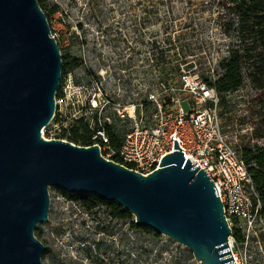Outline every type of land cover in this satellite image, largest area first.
Here are the masks:
<instances>
[{"label":"water","instance_id":"95a60500","mask_svg":"<svg viewBox=\"0 0 264 264\" xmlns=\"http://www.w3.org/2000/svg\"><path fill=\"white\" fill-rule=\"evenodd\" d=\"M61 75L37 0H0V264H42L45 246L33 232L48 219L49 187L115 202L135 226L186 246L197 264H234L216 186L175 138V150L142 174L106 159L97 144L42 137Z\"/></svg>","mask_w":264,"mask_h":264},{"label":"rangeland","instance_id":"374dc122","mask_svg":"<svg viewBox=\"0 0 264 264\" xmlns=\"http://www.w3.org/2000/svg\"><path fill=\"white\" fill-rule=\"evenodd\" d=\"M42 6L60 54L78 61L69 68L74 82L81 73L97 74L115 101H144L146 118L153 111L145 104L148 95L161 93L158 80L168 81L162 97H180L181 69L211 80L237 44L220 23L219 0H44ZM252 97L245 85L221 103L222 130L238 152L264 145L248 111ZM180 105L185 111L191 107L182 97ZM60 191L48 188V219L33 232L45 246L42 264H197L186 246L132 225L133 215L116 219L104 206L86 211ZM254 229L241 259L264 264V222L256 221Z\"/></svg>","mask_w":264,"mask_h":264},{"label":"built area","instance_id":"2783aa9c","mask_svg":"<svg viewBox=\"0 0 264 264\" xmlns=\"http://www.w3.org/2000/svg\"><path fill=\"white\" fill-rule=\"evenodd\" d=\"M217 66L220 73L219 63ZM181 71L176 89L182 91V96L162 97V88L168 85V81L158 80L161 93L148 95L145 104L152 105L153 111L146 118L144 101H115L105 90L103 77L81 73L74 82L73 72L68 70L61 75L55 111L42 128L41 135L45 139L70 141V129L82 120L89 129L91 144H97L106 159L142 174L156 169L160 158L175 150V138L183 149L178 150L183 153L184 160L188 158L195 163L192 167L203 168L216 186L228 225L239 228L243 236L241 242H236L231 235L228 237L230 254L234 264H247L241 254L256 236V221L259 224L264 219L246 166L222 130L219 96L207 82L214 80L219 73L211 80H203L195 73ZM181 97L191 104L189 110L185 111L180 105ZM108 125L119 139L116 147L111 145Z\"/></svg>","mask_w":264,"mask_h":264},{"label":"trees","instance_id":"16d2710c","mask_svg":"<svg viewBox=\"0 0 264 264\" xmlns=\"http://www.w3.org/2000/svg\"><path fill=\"white\" fill-rule=\"evenodd\" d=\"M40 9L43 10L44 0H37ZM219 7L224 10L220 23L224 32L235 34L237 44L229 49L228 58L219 63L221 70L218 76L212 81H207L217 92L220 102H225V95L228 92L237 90L247 85L251 91L252 105L248 108L252 119L257 122V136L264 137V0H219ZM52 8L49 12H54ZM47 16V13L44 12ZM62 76L78 64L77 59L67 61L61 55ZM189 67V64H186ZM206 80V79H205ZM58 96V92L56 93ZM111 145H119V139L113 132L111 126H107ZM69 140L78 145H90L92 142L89 136L87 124L82 120L70 129ZM240 158L243 160L247 172L254 184L261 208L260 215L264 219V145L253 147H242L239 150ZM71 200L76 201L84 210L91 211L98 206H104L110 216L116 219H129L132 215L123 210L115 202H108L92 194H69L60 191ZM235 223V219H233ZM133 225V222L131 223ZM147 232L152 230L142 227ZM156 235H158L156 233ZM231 236L236 242H241L243 236L241 230L234 225L231 227Z\"/></svg>","mask_w":264,"mask_h":264}]
</instances>
